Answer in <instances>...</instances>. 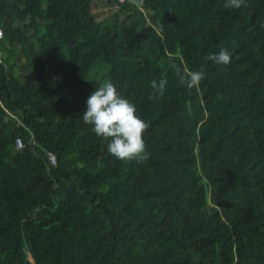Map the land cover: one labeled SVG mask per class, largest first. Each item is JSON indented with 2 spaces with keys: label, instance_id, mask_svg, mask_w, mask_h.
<instances>
[{
  "label": "trees",
  "instance_id": "obj_1",
  "mask_svg": "<svg viewBox=\"0 0 264 264\" xmlns=\"http://www.w3.org/2000/svg\"><path fill=\"white\" fill-rule=\"evenodd\" d=\"M225 5L0 0V264H264V0ZM109 81L146 160L82 120Z\"/></svg>",
  "mask_w": 264,
  "mask_h": 264
},
{
  "label": "clouds",
  "instance_id": "obj_2",
  "mask_svg": "<svg viewBox=\"0 0 264 264\" xmlns=\"http://www.w3.org/2000/svg\"><path fill=\"white\" fill-rule=\"evenodd\" d=\"M244 0H226V7L240 8ZM219 65L230 63L231 56L227 50L210 56ZM203 74L194 72L189 74L187 85H198ZM153 88L162 91L165 81L159 85L153 82ZM85 124L92 126V131L107 143V151L121 161L146 160V145L143 133L146 123L137 115L135 106L124 98L112 82H105L96 87L86 100V110L81 116Z\"/></svg>",
  "mask_w": 264,
  "mask_h": 264
},
{
  "label": "built area",
  "instance_id": "obj_3",
  "mask_svg": "<svg viewBox=\"0 0 264 264\" xmlns=\"http://www.w3.org/2000/svg\"><path fill=\"white\" fill-rule=\"evenodd\" d=\"M118 1H122V0H118ZM1 36H2V30H1V27H0V37H1ZM15 145H16L17 148L22 147L23 143H22V141H21L20 138L17 137V138L15 139ZM48 158H49V160H50L51 163H54V161H55V156H54L53 153L49 152V153H48Z\"/></svg>",
  "mask_w": 264,
  "mask_h": 264
},
{
  "label": "rangeland",
  "instance_id": "obj_4",
  "mask_svg": "<svg viewBox=\"0 0 264 264\" xmlns=\"http://www.w3.org/2000/svg\"><path fill=\"white\" fill-rule=\"evenodd\" d=\"M93 10L96 11L100 15V17H102L105 14V8L103 10L102 8H98L97 6H94Z\"/></svg>",
  "mask_w": 264,
  "mask_h": 264
}]
</instances>
